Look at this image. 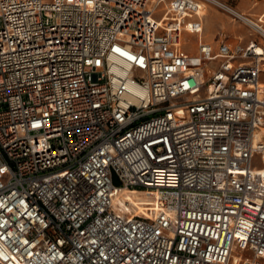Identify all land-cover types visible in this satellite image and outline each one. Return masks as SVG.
Instances as JSON below:
<instances>
[{
    "label": "built area",
    "instance_id": "2783aa9c",
    "mask_svg": "<svg viewBox=\"0 0 264 264\" xmlns=\"http://www.w3.org/2000/svg\"><path fill=\"white\" fill-rule=\"evenodd\" d=\"M202 4L261 41L204 40ZM250 17L223 0H0V264H264Z\"/></svg>",
    "mask_w": 264,
    "mask_h": 264
},
{
    "label": "rangeland",
    "instance_id": "374dc122",
    "mask_svg": "<svg viewBox=\"0 0 264 264\" xmlns=\"http://www.w3.org/2000/svg\"><path fill=\"white\" fill-rule=\"evenodd\" d=\"M230 5L236 6L238 8L246 11L252 19L256 20L259 18V15L264 11V0H227ZM257 3V4H255ZM254 5V6H253ZM209 12L205 17L206 28L203 33L204 40H216L218 38L217 34L221 28H225L228 33H232V37H235V34L246 35L248 36L251 32L248 25L244 24L241 21L233 20L232 14L217 6L211 4L208 7ZM162 15L161 11H158L156 17L159 18ZM199 41L198 34L185 33L184 39V49L188 52L196 53L197 46ZM240 42L239 38H234V43L238 44ZM254 167L261 168L262 162L260 156L255 159Z\"/></svg>",
    "mask_w": 264,
    "mask_h": 264
},
{
    "label": "crops",
    "instance_id": "0c3cea01",
    "mask_svg": "<svg viewBox=\"0 0 264 264\" xmlns=\"http://www.w3.org/2000/svg\"><path fill=\"white\" fill-rule=\"evenodd\" d=\"M224 2H227L228 3V1L227 0H223ZM229 4V3H228ZM211 6V5H210ZM233 6V5H232ZM236 9H238L239 11H241V12H243V13H245V14H247L248 15V13H246V11H244V10H242V9H240V8H238V5H236V6H234ZM205 17H206V14L204 15V31H205V28H206V20H205ZM233 18V17H232ZM233 20H235L234 18H233ZM258 20V19H257ZM249 27V26H248ZM250 28V27H249ZM250 30H251V32H250V34L248 35V36H246V35H238V34H235V37L234 38H239L240 39V42L239 43H242V44H247L251 39H258V40H260L261 41V38L258 36V35H254L253 34V31H252V29L250 28ZM226 33L227 35H228V37H229V41H230V43L231 44H235L234 43V38L232 37V33H228L227 31H226V29L225 28H221L219 31H218V34H217V36L219 37V34L220 33ZM217 40H218V38L216 39V40H207V41H212V42H217ZM190 53H193V52H190ZM261 81L264 83V69H263V71H262V73H261Z\"/></svg>",
    "mask_w": 264,
    "mask_h": 264
},
{
    "label": "bare ground",
    "instance_id": "6f19581e",
    "mask_svg": "<svg viewBox=\"0 0 264 264\" xmlns=\"http://www.w3.org/2000/svg\"><path fill=\"white\" fill-rule=\"evenodd\" d=\"M255 4H257V3H255ZM209 6H210L209 4L206 6L204 4L201 5L200 11L202 13L206 14V16L208 15V12H209V9H208ZM249 15H252V14H249ZM260 17H262V21H264V11L259 15V18ZM259 18H258V21H259ZM254 21H256V20H254ZM142 194L143 193H139L138 191H125V193H124L126 198L130 199L133 203H135L137 205L145 204L147 200H150L149 198H146V195H142Z\"/></svg>",
    "mask_w": 264,
    "mask_h": 264
}]
</instances>
